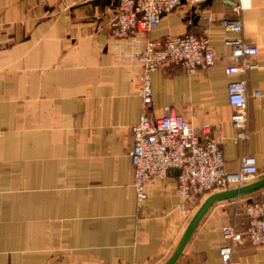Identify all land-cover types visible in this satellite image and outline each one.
<instances>
[{
	"label": "crops",
	"instance_id": "0c3cea01",
	"mask_svg": "<svg viewBox=\"0 0 264 264\" xmlns=\"http://www.w3.org/2000/svg\"><path fill=\"white\" fill-rule=\"evenodd\" d=\"M79 1L0 0V264H164L207 197L183 212L178 171L170 170L148 183L139 206L130 156L144 108L136 56L169 35L207 37L215 66L155 72L148 115L159 119L172 108L197 130L209 126L227 171L254 156L262 176L264 0L183 4L139 43L113 34L115 11L102 17L91 4L74 8ZM225 20L241 21L242 32L227 31ZM228 38L257 45L259 54L234 58ZM246 64L242 74L226 73ZM238 80L249 94L244 142L236 141L229 103V84ZM245 208L241 198L216 204L178 264H222L223 228L245 231ZM233 260L264 264V248L238 245Z\"/></svg>",
	"mask_w": 264,
	"mask_h": 264
},
{
	"label": "built area",
	"instance_id": "2783aa9c",
	"mask_svg": "<svg viewBox=\"0 0 264 264\" xmlns=\"http://www.w3.org/2000/svg\"><path fill=\"white\" fill-rule=\"evenodd\" d=\"M70 0H59L67 4ZM207 0H118L112 23L113 34L119 38H131L139 43L141 35L157 29L163 18L175 13L183 4L197 7ZM229 32L241 33L242 22L225 20ZM225 44L232 49L234 58H246L259 54V47L241 38H228ZM142 65L141 75L143 113L138 124L132 127L133 147L130 153L134 166L133 186L138 194L139 206L148 199L147 185L150 181L166 177L170 170L178 171L177 194L180 208L187 211L189 204L202 202L206 197L253 183L260 177L257 160L245 156L237 172L226 170V161L220 143L211 136L209 126L197 130L184 116L168 108L167 114L151 119L148 110L154 103L152 75L159 70L181 67L187 73L212 69L216 57L210 41L205 36L187 33L169 35L161 40L149 41L137 54ZM248 67H231L228 75L242 74ZM229 103L235 108L232 128L237 142L249 140L248 102L249 94L245 80L229 84ZM261 97L260 92L254 93ZM248 219L246 231L232 225L223 228L226 244L221 247V263L237 264L233 260L236 246L246 242L264 248V200L250 202L245 208Z\"/></svg>",
	"mask_w": 264,
	"mask_h": 264
},
{
	"label": "water",
	"instance_id": "95a60500",
	"mask_svg": "<svg viewBox=\"0 0 264 264\" xmlns=\"http://www.w3.org/2000/svg\"><path fill=\"white\" fill-rule=\"evenodd\" d=\"M212 0H207L206 4H210ZM92 6L98 8L102 17L107 15V9L116 11L118 0H94L90 2ZM264 190V175L260 176L253 183L247 184L239 188H233L209 195L201 204L195 215L192 217L187 226L181 240L179 241L175 251L164 264H178L184 251L195 234L200 223L207 213L216 205L223 202H233L240 198L252 196Z\"/></svg>",
	"mask_w": 264,
	"mask_h": 264
},
{
	"label": "rangeland",
	"instance_id": "374dc122",
	"mask_svg": "<svg viewBox=\"0 0 264 264\" xmlns=\"http://www.w3.org/2000/svg\"><path fill=\"white\" fill-rule=\"evenodd\" d=\"M82 3V4H80ZM80 4V5H79ZM89 4H91L90 2L84 3V0L77 2V5H74V8H88L87 6H89ZM65 13L68 15L70 12L69 11H65ZM241 200H243V204H245L247 206L248 203L250 202H259L264 200V196L262 195V193H260L259 195H256L254 197H245V198H241Z\"/></svg>",
	"mask_w": 264,
	"mask_h": 264
},
{
	"label": "trees",
	"instance_id": "16d2710c",
	"mask_svg": "<svg viewBox=\"0 0 264 264\" xmlns=\"http://www.w3.org/2000/svg\"><path fill=\"white\" fill-rule=\"evenodd\" d=\"M261 192H258V193H256V194H254V195H252V196H248V197H254V196H256V195H259ZM247 223H248V219H247ZM248 226V225H247ZM247 229V228H246ZM246 231V230H245ZM242 232H244V231H242Z\"/></svg>",
	"mask_w": 264,
	"mask_h": 264
}]
</instances>
